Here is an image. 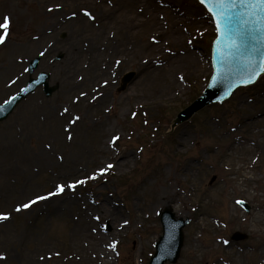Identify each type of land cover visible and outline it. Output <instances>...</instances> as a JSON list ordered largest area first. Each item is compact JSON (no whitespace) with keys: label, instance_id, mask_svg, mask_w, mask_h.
Masks as SVG:
<instances>
[{"label":"rangeland","instance_id":"obj_1","mask_svg":"<svg viewBox=\"0 0 264 264\" xmlns=\"http://www.w3.org/2000/svg\"><path fill=\"white\" fill-rule=\"evenodd\" d=\"M97 1L88 10L103 16L93 19L91 25L88 22L86 30L78 33L63 18L71 1L49 11L41 7V0H0V64L8 54L18 52L13 48L29 39L38 44L22 57L21 79L14 85L0 83L5 88L0 86V105L27 84L28 65L37 57L42 59L34 77L46 72L51 77L50 87H56L49 98L39 88L0 123V178L8 185L7 190L6 185L0 187V213L9 215L0 221V256L4 257L0 264H70L64 259L77 248L71 231L82 223L76 214L83 205L76 199L85 195L97 203L89 206H98L96 224L106 239H111L113 261L107 264H148L163 234L160 214L169 209L177 220L189 221L183 229L184 245L176 264H216L222 260L236 264L240 257L246 264H264V212H260L264 208V75L256 84L238 89L224 104L211 106L173 128L177 114L201 94L212 75L211 45L217 33L212 17L196 0H150L144 6L150 16L159 18V35L152 37L145 23L138 27L119 23L117 38L128 37L126 48L133 51L98 79L106 63L105 50L98 46L102 25L113 17L130 15L132 6L128 1ZM110 6L113 8L102 11ZM5 17L7 30L1 28ZM185 51L193 54L197 64L182 73L179 83L171 85L166 80L165 88L146 84L141 61L150 63L147 66L174 62L184 58ZM59 55L63 58L56 62ZM129 72L135 73V80L118 91L122 77ZM93 87L102 88L107 95L106 103L97 110L91 97L82 101L79 97ZM135 90L143 93L140 100L132 96ZM151 92L154 95L147 96ZM34 103L53 112L67 109L72 117L90 121L84 127L87 140L83 139L91 148L89 158L83 160L86 174L80 172L68 182L77 184L69 192L50 195L56 192L48 185L58 173L56 166L34 172L33 178L18 175L25 166L28 170L30 162L42 167L41 153H53L58 139L67 135L63 127H50L49 119L36 124L38 118L33 115L18 118L23 108ZM29 119H35L38 127H30ZM100 121L115 128L107 153L103 144L110 136L106 128L98 127ZM55 130L60 134L55 135ZM180 137H184L183 144ZM126 159L129 164L123 172L119 163ZM108 164L113 167L107 169ZM101 169L107 170L101 174ZM92 176L96 179H90ZM80 180L86 183L78 184ZM166 189L167 204L149 212V206ZM39 196L48 198L15 211ZM67 196L74 202L67 204ZM106 200L127 221L120 231L118 222L105 217L99 206ZM241 201L250 205L249 213L239 205ZM237 231L248 234V239L232 241Z\"/></svg>","mask_w":264,"mask_h":264},{"label":"bare ground","instance_id":"obj_2","mask_svg":"<svg viewBox=\"0 0 264 264\" xmlns=\"http://www.w3.org/2000/svg\"><path fill=\"white\" fill-rule=\"evenodd\" d=\"M63 1L65 0H41L40 5L44 10H47L53 6H58ZM67 1H71L68 6H65L69 9V13H67L63 18L67 22L69 27H76L78 33L86 30L88 22L91 25L93 19H100L103 16V13L101 14V12L100 14L96 15L92 14V12L88 10V8L94 6L98 2L97 0ZM123 1H128V5L132 6V13L128 16H124L123 18L113 17L111 19V22L106 23L105 21L103 25L101 24L103 26L101 28L103 31L98 36L102 37V39L100 40L98 46L101 49L105 50L104 60H106V63L103 67L102 73L98 74V79L104 78L106 76V73L112 69V66L118 61V59L130 56L131 52L133 51L130 46L126 48L127 40L125 39H127L128 37H119L120 39L117 38V27L119 23L126 22L127 25L137 27L140 26L141 23H145L146 25H148V29L150 30V34L152 37L155 38L159 35V18L150 16L149 11L146 10V7L144 6L147 5L150 0H117L118 3H121ZM111 8L113 7H102V11L107 9L109 10ZM86 12L90 13L91 16L85 15ZM4 23L5 21L1 24V28H4ZM89 32L93 31L89 30ZM154 38H151L153 42ZM37 45L38 44L36 42H33L32 39H29L28 42L22 43L18 47L13 48V52H18L13 55L8 54L6 56L5 62L0 64V83H4V85H14L21 79V66L23 62L22 57L24 54L33 51V49L37 47ZM183 54L184 55L182 56H184V58H177V60H174V62L171 61L167 63H160L153 66H147L150 63L141 61V63H143L144 65L143 71L144 73H147L146 84L150 86V84L154 83L153 86H156L158 88H165L168 87V85L165 83L166 80H168L171 85H176L177 83H179L182 73L193 69V67H195L197 64V61L194 59L192 53L185 51L183 52ZM96 77L97 74L93 78L95 79ZM0 86L3 87L2 84H0ZM143 86H145L144 83ZM158 88L157 90L159 91ZM148 89L149 88L145 89V92L148 91ZM177 91H179L178 88L175 92L177 93ZM87 92L79 96L81 97L80 101L91 97L94 110H97L100 107L104 106L107 98L105 90L99 87H93ZM152 93L153 92L149 93L147 96H153L154 93ZM141 94L143 93L136 92L135 90L134 93H132V96L137 95V99L140 100L142 98ZM23 115H26L27 117L33 115L34 117L38 118L37 123L35 119L28 120L30 127H38L36 125L38 124V122L49 119L50 127H56V129H58V127H63L64 129L62 131L67 135L64 140L58 139V142H56L55 151L53 153H48L46 151L41 153L40 164L44 163L42 167L34 166V164L30 162L28 170L27 166H25L22 169H19L18 175L20 177L29 175L31 178H33L32 176L34 172L37 174L42 169H48V166H56L58 173L53 174L52 178H50L48 181V185H51L55 191H57V186L64 185L65 191L69 192L70 188L68 187V182L70 183V180H72L80 172H83L82 175L86 174L84 170L85 165L83 160L89 158V152L91 153V148H89V146L85 144V141L83 139L87 140L86 137L88 136V134H86L87 132L84 130V127H86V125H88L90 121L86 118H79L77 120L69 114L68 110H59L58 112H53L38 103H34L26 108H23L20 114H18V118H24ZM45 127H47V125ZM98 127L106 128L105 133L107 136H110L109 140H106L103 144V151L107 153V148H110L111 139L115 134V128L112 127V124L108 121H100ZM60 132L61 131L59 130H55V135L60 134ZM68 137H71V139H69ZM183 139L184 137H180L179 143L183 144ZM4 155L5 154L1 153V157L5 161L6 157ZM93 156L94 155L90 157V160ZM128 164V159L120 162L119 169L124 172ZM88 172L93 174L92 170H88ZM4 175L5 174H1V177H4ZM1 185H6L2 178H0V187ZM6 186L7 190L8 185ZM170 188L171 186L168 187V189ZM168 189L163 190L161 195H159L158 201L149 206V212H157L167 204V193L169 191ZM69 200L72 203L74 202L73 200H71V196H67V204ZM76 200L79 204H81V206L83 205V209L79 212V214H76V218L81 219L82 223L76 226L77 228L74 227L71 231V237L77 247L76 251L73 252V255L70 258H65L64 261L66 262V260H69L70 264H107L109 260L113 261V256L111 254V239H106L107 235H105V233L102 232L101 227L96 224V214L98 206L94 208H92V206H89L91 204L97 203L89 195L79 197ZM99 206L104 211L105 217L108 216L118 222L119 231L126 226L119 214L115 211V208H112L113 205L111 202L106 200ZM260 212L261 214H263L264 208H260ZM140 217L141 215L135 217L136 226L140 221ZM107 240L108 242H110L109 244L107 243ZM261 254H264V247L261 249ZM40 258L42 259L43 257ZM235 261L236 264H246L241 257L236 259ZM216 264L226 263L222 260L221 262H218Z\"/></svg>","mask_w":264,"mask_h":264},{"label":"water","instance_id":"obj_3","mask_svg":"<svg viewBox=\"0 0 264 264\" xmlns=\"http://www.w3.org/2000/svg\"><path fill=\"white\" fill-rule=\"evenodd\" d=\"M204 5L208 9V4L205 3ZM245 11H248V9H235V12L239 13ZM230 15H233V19L231 20L229 38L234 40L239 47L230 48L229 41H220L218 33V39L213 46L214 74L210 80L209 86L205 89L203 95L199 99L177 116L174 120L173 127L188 121L195 113L204 107L213 103H221L225 101L238 87L255 83L260 75L264 73L259 71V66L261 62L264 61V22L260 24L252 23L246 25L243 23V19H247V17L242 18L241 16H235L231 11ZM218 41H220V53L217 51ZM60 58H62V56ZM39 60L40 59H36L31 63L29 67L30 73H33L37 68ZM249 61L255 65L257 75L254 82L246 83L249 79L250 72L252 71V68L248 67ZM49 78V75L41 74L37 81L30 80L28 86L24 88L21 93L14 96L9 102L1 106L0 122L7 119L17 105L28 95L33 93L38 86L43 84L45 86L47 97H50L56 91V88L49 87L47 82ZM134 78V73L127 74L122 80L123 85L121 90H124ZM245 207L247 210L249 209L247 205H245ZM162 222L164 225V237L161 238L158 243L157 253L151 259L150 264H165L167 261L175 263L179 258L180 250L183 245L182 228L187 222H175L174 216L170 211H165L162 214ZM244 238V236L239 234L234 236V239L236 240Z\"/></svg>","mask_w":264,"mask_h":264},{"label":"snow or ice","instance_id":"obj_4","mask_svg":"<svg viewBox=\"0 0 264 264\" xmlns=\"http://www.w3.org/2000/svg\"><path fill=\"white\" fill-rule=\"evenodd\" d=\"M199 2L203 5L205 3L208 4V11L212 14V16L215 17L216 20V31L219 33L220 36V41L228 40L229 41V46L231 47H239L235 43L234 40H231L229 38V32L231 30V20L233 19V15H230V11L235 14V16H241L247 17V19H243L244 24H260L264 22V0H199ZM59 7V5L57 6ZM237 8H246L248 11H245L243 13L235 12V9ZM49 11H52V9H49ZM85 15L91 16L90 13H85ZM5 23L3 27L5 30L8 28V18L5 17ZM218 41V47L217 51L220 53L221 49L219 47ZM3 41L0 40V43ZM248 67L252 68V71L250 72L249 79L246 81V83L254 82V79L257 75V70L255 65L249 61ZM259 71L264 72V61L261 62L259 66ZM67 111V109H65ZM78 120L79 117H76ZM71 139V137H68ZM62 159V157H61ZM113 165L108 164L107 169H111ZM107 169H101V174H103ZM90 179H96L95 176L90 177ZM78 184H84L86 183L85 180H80L77 181ZM77 184H70L68 185L69 188L75 189ZM65 190L64 185H59L57 186V191L55 193H51L50 195H59L62 194ZM48 197L45 196H39L35 200H32L30 203H24L21 207H17L15 211L19 212L22 209H28L30 208L33 204H36L38 201H42L47 199ZM9 219V215L6 213H0V221H5ZM124 223H127L125 221ZM0 259H4L3 256H0Z\"/></svg>","mask_w":264,"mask_h":264}]
</instances>
